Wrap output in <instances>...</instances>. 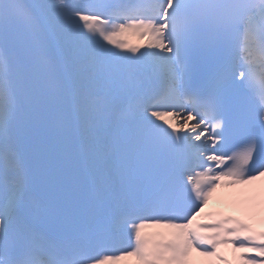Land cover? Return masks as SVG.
Here are the masks:
<instances>
[{"label": "snow or ice", "instance_id": "1", "mask_svg": "<svg viewBox=\"0 0 264 264\" xmlns=\"http://www.w3.org/2000/svg\"><path fill=\"white\" fill-rule=\"evenodd\" d=\"M0 264H264V0H0Z\"/></svg>", "mask_w": 264, "mask_h": 264}]
</instances>
